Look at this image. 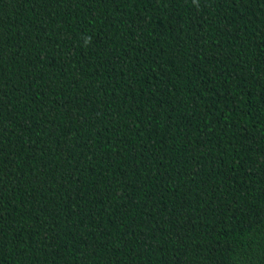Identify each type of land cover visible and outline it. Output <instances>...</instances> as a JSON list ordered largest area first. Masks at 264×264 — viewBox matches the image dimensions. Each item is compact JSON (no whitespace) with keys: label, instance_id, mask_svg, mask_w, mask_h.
<instances>
[{"label":"trees","instance_id":"16d2710c","mask_svg":"<svg viewBox=\"0 0 264 264\" xmlns=\"http://www.w3.org/2000/svg\"><path fill=\"white\" fill-rule=\"evenodd\" d=\"M0 264H264V0H0Z\"/></svg>","mask_w":264,"mask_h":264}]
</instances>
